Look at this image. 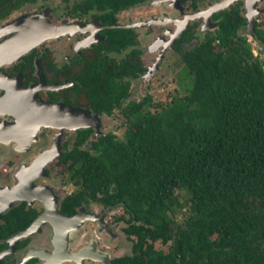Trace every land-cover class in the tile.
Instances as JSON below:
<instances>
[{
	"label": "trees",
	"instance_id": "1",
	"mask_svg": "<svg viewBox=\"0 0 264 264\" xmlns=\"http://www.w3.org/2000/svg\"><path fill=\"white\" fill-rule=\"evenodd\" d=\"M140 1L87 5L102 11V23L117 25V12ZM18 3L0 0V20ZM210 19L215 28L202 33L195 21L172 44L190 83L165 106L149 93L130 98L132 81L146 71L131 28L103 30L92 48L51 70L52 80L73 83L50 93L52 100L124 117L121 138L87 127L61 142L66 182L74 185L63 210L120 206L128 216L132 253L113 264H264V59L247 37L264 54V22L254 21L250 33L240 4ZM23 209L3 216L17 225L7 223V231L0 223V237L27 225Z\"/></svg>",
	"mask_w": 264,
	"mask_h": 264
},
{
	"label": "flooded vegetation",
	"instance_id": "2",
	"mask_svg": "<svg viewBox=\"0 0 264 264\" xmlns=\"http://www.w3.org/2000/svg\"><path fill=\"white\" fill-rule=\"evenodd\" d=\"M152 1L157 4L168 2V7L171 9H178L180 13L179 17L172 16L168 13L169 15L164 14V16L159 19L121 24L118 13L146 2V0H142L129 6L127 9L118 11L116 14L117 25H110L102 23L97 17L102 11L95 5L91 7L90 5L88 6L87 0H62L59 1L56 6L53 0H19L17 7L13 8L8 15L0 20V43L10 39L15 34L14 30L19 27H24L31 20H38L40 18H44V21L51 22L59 27L58 32H61V34L51 41H44L39 46L37 44L31 47L14 62L0 66V71L7 72L11 76L20 77L21 83L17 82V85L19 88L23 87L26 89L25 97L34 92L44 101L63 102L61 100H52L50 97V93L58 92L61 89L50 90L45 86L41 87L38 69L40 68L45 82L48 85L63 83H69V86L73 85V83L67 82L66 80H63L61 83L52 80V68H62L65 65H69L71 60L75 56H80L83 50L92 48L95 43L103 39V30L113 27L131 28L136 34L138 27L145 24L148 26L173 25V31L170 29L167 31L165 30L170 40L164 41L163 39H157L159 41L152 47L158 44L164 45V43H170L172 46L174 41L181 35L182 31L195 21H199L196 30H200L202 33L206 30L215 28L217 25L215 22L211 21L210 16L232 5L240 4L242 14L246 17L247 22L249 19H251L253 23L254 21H260L258 19L259 16L264 14V4L262 5V9L257 8L259 0H214V2L210 3L206 8H200L196 1L191 0L189 4L191 12L188 13H184V7L182 6L183 2L187 0ZM252 1L253 14L247 6ZM220 4L222 5L218 7L217 5ZM213 7L215 9L209 13L208 10ZM74 8L79 9L77 12H72ZM180 9L183 12H180ZM39 24L43 23L41 22ZM42 27L45 29L48 26L39 25L38 28L40 29ZM19 36L6 42L7 44L5 47H9L13 44V50L18 49L31 37L30 34L25 35L27 37L22 39V43H19L20 39H17ZM49 43L59 44L56 46L64 51H69V47H71V51L64 55L63 61H57L56 53L54 49L50 47ZM0 47L4 48L3 45ZM123 52H126V50ZM123 52L112 53V56L116 57V55ZM124 56H126V53ZM8 93L10 94V92ZM3 94H5V91L0 90V95ZM1 111V124L16 121L13 114L6 113V108H1ZM33 121L34 120L29 121L28 118L23 124L24 128L28 123L26 125L28 131H26L27 133H24L21 138L15 135L18 141H0V209L8 205V201L13 198V194L10 193L13 190L19 192V196H24L21 199L13 201L14 203L2 212L0 223H4L7 226V231L11 230L9 229L10 225H7V223L17 225L13 218L9 217L10 219L7 218L8 220L6 218L3 219V216L15 206L24 207V209L19 210L18 213L23 215L22 217H24V221L27 223L26 226L18 227L13 232L0 237V245H3L0 249V264H50L46 262L47 260H45L44 257L41 258L40 255L44 256L48 254L55 257L54 261L57 260L63 253L58 251L54 252L56 248L55 243L59 242V246L61 247V242L64 240L65 236L67 240V250L65 253L66 259L61 262L62 264H113L115 259L131 254L134 243L133 240L135 238L125 231L128 226V216L120 206L105 208L95 204L89 206L82 204L76 206L75 211L72 213L63 210L64 201L66 197L73 192L74 185L66 182L65 174L70 161H62L65 148H63L61 142L64 141L66 135H69V132H75L78 129L73 131L65 130L60 141V146L57 149L55 138L58 130L53 127L43 126L39 132L36 133L34 136L35 140H33L32 130L35 129ZM95 135H97V133H95ZM44 156L47 158L40 170L39 161L41 157ZM56 177H58V180ZM56 181H58L60 187L71 186V191L59 194L58 190L61 188L53 187V183H56ZM41 186L49 188L54 192L58 213L63 215V217H75L81 214L86 216L84 217V221L78 227L74 228L65 225V219L58 218L54 215L55 213L52 214V203L51 207L47 206V203L41 196V194L44 195V197L46 196ZM13 187L15 188L13 189ZM93 206H97V208L93 209ZM45 211L47 214L55 216L53 220H58V225L54 224V221L46 220L38 229L34 228L25 235H18L20 232L28 230L29 227L31 228L34 221L42 216Z\"/></svg>",
	"mask_w": 264,
	"mask_h": 264
},
{
	"label": "water",
	"instance_id": "3",
	"mask_svg": "<svg viewBox=\"0 0 264 264\" xmlns=\"http://www.w3.org/2000/svg\"><path fill=\"white\" fill-rule=\"evenodd\" d=\"M217 5L218 7L221 6ZM215 8H211L208 10V12H212ZM43 24H39V23ZM39 25L41 26H48L45 29L38 28ZM55 27V28H54ZM248 31L252 30L253 22L251 19L248 20ZM20 30L16 31L15 34L7 40H4L0 43V46L3 45L4 48L0 47V66L4 64H9L11 62H14L17 60L22 54H24L26 51H28L31 47H34L35 45L39 43H43L44 41L52 40L53 38H56V36H60L61 32H58L59 27L55 26L51 22L44 21V18H40L38 20H32L24 27L20 28ZM33 30V31H32ZM33 32V37H30V39L21 47L18 49L13 50V44L9 47H5L7 44L6 42L13 40L15 37L19 36L17 39L19 40V43H22V39H25V35L29 34L30 32ZM40 31V32H39ZM39 32V33H38ZM38 33V34H37ZM13 50V51H12ZM38 74L40 76V84L41 87L45 86L46 88L50 90H58L65 88L69 86V83H63V84H52L48 85L45 82V78L40 70L38 69ZM17 82L21 83V79L19 76H11L9 73L0 71V90H4L5 94L0 95V114H1V108H6V113H11L15 116L16 121L15 122H8L1 124L0 123V141L1 142H9L12 140H17V136H21L26 131V124L23 128V124L28 120L32 121L34 120L35 129L32 130V138L36 135V133L39 132L41 127H53L56 130H58L55 145L58 149L60 146V141L62 139L64 131H73L81 128H87V127H94L96 129V133L99 134V116L97 114H93L92 111L89 108H84L81 106H75V105H67L63 102H49L44 101L40 96H38L36 93H32L25 97V90L23 87L19 88L17 85ZM30 89V88H29ZM10 92V94L8 93ZM35 117V118H34ZM34 118V119H32ZM30 123V122H29ZM15 135H17L15 137ZM35 140V138L33 139ZM32 140V141H33ZM18 141V140H17ZM31 141V142H32ZM58 151V150H57ZM45 163L41 162L39 165V169L43 167ZM15 187H13L14 189ZM41 188L45 191V195L52 203V214L57 216L58 218L65 219V225L78 227L83 221H84V215H76L78 217H66L61 215L57 212V201L55 198V194L52 190L49 188H46L44 186H41ZM13 194V198L8 201V205H5L3 208L0 209V216L4 210H6L9 206H11L17 199H21L24 196H19V192L12 191L10 192ZM47 210V208H46ZM82 212V210H81ZM51 214H47L45 211L42 216L38 217L34 223L31 225V228L29 227L28 230L20 232L18 235H25L28 232H30L34 228H39L46 220L48 221H54L56 225H58V220H53V217ZM33 226V227H32ZM70 228V227H68ZM67 230V229H66ZM65 236V235H64ZM16 239V238H14ZM14 241V240H13ZM12 241V243H13ZM56 248L54 252L58 251L63 253L62 256H59L57 260L54 261L55 257H52L48 254L46 255H40L41 258L44 257L45 260H47V263L50 264H62L66 257L65 253L67 250V240L66 236L64 240L61 242V247L59 246V242L55 243ZM59 246V247H58Z\"/></svg>",
	"mask_w": 264,
	"mask_h": 264
},
{
	"label": "rangeland",
	"instance_id": "4",
	"mask_svg": "<svg viewBox=\"0 0 264 264\" xmlns=\"http://www.w3.org/2000/svg\"><path fill=\"white\" fill-rule=\"evenodd\" d=\"M54 5L56 6L59 1L62 0H53ZM199 4L200 8H206L210 3H213L214 0H194ZM191 0L184 1L182 6L184 7V13L191 12L190 8ZM264 0H259L257 3V8L262 9ZM112 7H110L111 9ZM180 12H183L180 9ZM179 17L178 9L168 7V2L157 4L152 0H146L145 3L137 5L129 10H124L119 12V18L121 24H130L133 22H145L151 19H159L164 16V14ZM261 22H264V14H261L258 18ZM32 21V20H31ZM30 21V22H31ZM29 23V22H28ZM19 27V26H17ZM16 27V28H17ZM174 30L173 25H143L137 29V39L138 43L142 48V62L146 71L136 80H133L131 83L132 95L131 99H141L146 94H151L154 103H160L165 106L172 99L174 95H182L184 93L183 87L186 84L190 83L188 77H186L183 69V63L180 59L179 54L172 48L170 43H164V45L158 44L157 46L152 47L157 44L159 40L163 39L164 41H169L170 37L165 30ZM200 29V28H199ZM20 30L19 28L14 30L15 32ZM200 31V30H199ZM203 31V30H201ZM14 32V33H15ZM246 32L243 31V33ZM65 37V36H63ZM248 40L251 41L252 50L254 55H258L264 59V54L260 53V46L255 42L252 37L247 35ZM66 38V37H65ZM55 39V38H53ZM52 39V40H53ZM51 41V40H49ZM195 42V41H194ZM42 44L39 43L38 46ZM50 44V47L54 49L56 53L57 61H63L64 55L70 53L69 51H64L61 48L59 49V44ZM64 51V52H63ZM129 51L123 52L119 55H116L117 59L125 57L124 54ZM99 116V132H113L117 137L121 138L125 130L124 117L119 110H115L111 115H98ZM69 135L64 137V141H69L72 138L73 132H69ZM58 180V177H56ZM54 188H58L59 183H53ZM58 190L59 194H64L65 192L71 191V186L69 187H60ZM93 209H96L97 206H93ZM99 210V209H97ZM128 247V245H127ZM156 249H168L167 245H162L160 242L155 243Z\"/></svg>",
	"mask_w": 264,
	"mask_h": 264
},
{
	"label": "bare ground",
	"instance_id": "5",
	"mask_svg": "<svg viewBox=\"0 0 264 264\" xmlns=\"http://www.w3.org/2000/svg\"><path fill=\"white\" fill-rule=\"evenodd\" d=\"M252 5H253V1H252L251 3H249V5H247V6H248V9L251 10V12H252ZM252 14H253V12H252ZM252 14H251V15H252ZM251 15H250V16H251ZM29 34H30L31 37H33V32H30ZM27 35H28V34H27ZM46 156H48V155H46ZM46 156L41 157V159H40V161H39V162H40L39 165L41 164V162H44V161H45V159L47 158ZM37 167H38V165H37ZM41 196L43 197V199H44L45 202L47 203V206H48V207H51V201L49 200V198H47L46 196L44 197V195H42V194H41Z\"/></svg>",
	"mask_w": 264,
	"mask_h": 264
}]
</instances>
